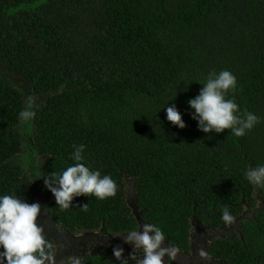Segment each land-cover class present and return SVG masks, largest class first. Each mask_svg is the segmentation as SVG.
Masks as SVG:
<instances>
[{
  "label": "trees",
  "instance_id": "1",
  "mask_svg": "<svg viewBox=\"0 0 264 264\" xmlns=\"http://www.w3.org/2000/svg\"><path fill=\"white\" fill-rule=\"evenodd\" d=\"M222 69L237 77L228 98L260 118L242 137L205 133L191 115L198 81ZM29 96L36 115L22 125ZM169 102L185 128L168 121ZM74 144L118 191L65 210L33 169L61 172ZM262 163L264 0H0V195L35 203L37 186L68 234L116 237L154 223L164 246L179 248L165 264H264V189L244 176ZM82 264L120 261L97 248Z\"/></svg>",
  "mask_w": 264,
  "mask_h": 264
},
{
  "label": "clouds",
  "instance_id": "2",
  "mask_svg": "<svg viewBox=\"0 0 264 264\" xmlns=\"http://www.w3.org/2000/svg\"><path fill=\"white\" fill-rule=\"evenodd\" d=\"M198 82L203 87L195 98L189 99L188 104L193 110L192 118L198 122L201 131L211 134L229 129L231 135L242 137L259 123L260 118L254 112L247 109L241 111L234 95L228 98V93L237 87V77L232 71L212 70L204 81ZM170 102L165 106L168 121L181 129L185 128L181 112ZM24 103V109L19 112L22 125L29 124L36 115L32 110L34 98L26 97ZM73 149L70 154L73 163L61 172L54 171L45 176L33 169L37 178L44 179L57 205L67 210L73 207L74 199L82 195H94L99 200L114 197L118 185L112 176L102 175L99 169L92 170L85 163L86 145L74 144ZM244 176L253 187L264 189V163L246 168ZM82 208L87 210L88 205ZM41 211L39 202L29 203L16 193L0 195V264H55L56 248L47 238L43 223H38ZM221 212L225 224L234 221L229 207L224 206ZM120 236L134 248L130 259L124 257L123 247L116 246L113 249L120 264H165V257L174 261L179 253L175 245L164 246L165 233L154 223L145 222ZM137 250L142 252L141 256H137ZM206 255L201 249L200 256ZM67 264H82V258L69 256Z\"/></svg>",
  "mask_w": 264,
  "mask_h": 264
},
{
  "label": "rangeland",
  "instance_id": "3",
  "mask_svg": "<svg viewBox=\"0 0 264 264\" xmlns=\"http://www.w3.org/2000/svg\"><path fill=\"white\" fill-rule=\"evenodd\" d=\"M21 88H24V86L21 85ZM35 193L36 196L34 202H39L42 206L41 215L40 217H38V223H43L46 234L57 241L55 264H67V258L69 256H79L82 258V256L87 251H94L97 248H103L114 254L113 249L116 246H121L124 248L125 258L129 259L131 257L134 248L132 245L125 243L123 237L121 236L112 237L108 236L107 234H102L101 232H80L76 234H68L61 231L58 227H56L49 221L44 195L37 186H35ZM262 206V202L258 201L257 207ZM251 211L253 210H250L249 212ZM197 250L198 258H201L200 245L197 247ZM139 254L142 253L140 250H137V256H139ZM192 259L194 260V262H191L186 258L183 264H199V262H202L201 259H198L196 261L195 257H193ZM165 261H167V257H165Z\"/></svg>",
  "mask_w": 264,
  "mask_h": 264
}]
</instances>
